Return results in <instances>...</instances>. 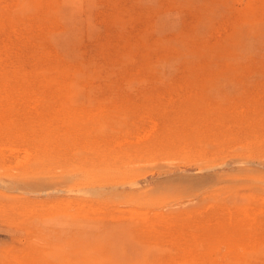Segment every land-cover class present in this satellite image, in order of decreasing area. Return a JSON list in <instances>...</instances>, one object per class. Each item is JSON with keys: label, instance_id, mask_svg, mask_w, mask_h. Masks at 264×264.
Listing matches in <instances>:
<instances>
[{"label": "rangeland", "instance_id": "rangeland-1", "mask_svg": "<svg viewBox=\"0 0 264 264\" xmlns=\"http://www.w3.org/2000/svg\"><path fill=\"white\" fill-rule=\"evenodd\" d=\"M0 264H264V0H0Z\"/></svg>", "mask_w": 264, "mask_h": 264}, {"label": "bare ground", "instance_id": "bare-ground-1", "mask_svg": "<svg viewBox=\"0 0 264 264\" xmlns=\"http://www.w3.org/2000/svg\"><path fill=\"white\" fill-rule=\"evenodd\" d=\"M82 62V61H81ZM42 65V64H41ZM63 65V64H62ZM81 66H83V65H81ZM89 67V66H88ZM95 67V66H94ZM81 68V67H80ZM49 69H51L50 67H49ZM54 69V68H53ZM61 69H63V68H61ZM65 69V68H64ZM68 69H69V67H68ZM39 70V69H38ZM59 70V69H58ZM86 70V69H85ZM48 71V70H47ZM54 71V70H53ZM60 71V70H59ZM69 71V70H68ZM80 71V70H79ZM88 71V70H87ZM62 72V71H61ZM70 72V71H69ZM68 72V73H69ZM90 72V71H89ZM79 73H81V72H79ZM88 73V72H87ZM45 75V74H44ZM60 75V74H59ZM76 76H77V74H75ZM83 76V75H82ZM21 77V76H20ZM46 77V76H45ZM53 77H55V76H53ZM92 77V76H91ZM60 78V77H59ZM83 78V77H82ZM78 79V78H77ZM72 80V79H71ZM81 80V79H80ZM83 80V79H82ZM52 81V80H51ZM77 81V80H76ZM84 81V80H83ZM65 82V81H64ZM73 82V81H72ZM79 82V81H78ZM69 84V83H68ZM82 85V84H81ZM63 86V85H62ZM78 86V85H77ZM77 86H75V87H77ZM79 86H80V83H79ZM53 87V86H52ZM68 87H70V88H66V87H64V89H66V90H64V91H61V90H58V91H56L57 93H65V95H68L69 97L70 96H78V89L77 88H75L74 87V84L73 85H71V86H68ZM44 88V87H43ZM77 89V90H76ZM31 187V186H30ZM36 188V187H35ZM34 190V189H33Z\"/></svg>", "mask_w": 264, "mask_h": 264}]
</instances>
